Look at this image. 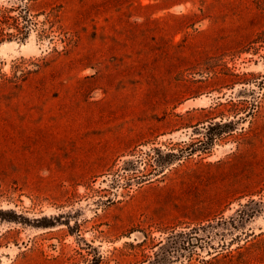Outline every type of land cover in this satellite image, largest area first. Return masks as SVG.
<instances>
[{
	"label": "rangeland",
	"instance_id": "obj_1",
	"mask_svg": "<svg viewBox=\"0 0 264 264\" xmlns=\"http://www.w3.org/2000/svg\"><path fill=\"white\" fill-rule=\"evenodd\" d=\"M0 32V264H264V0H0Z\"/></svg>",
	"mask_w": 264,
	"mask_h": 264
},
{
	"label": "trees",
	"instance_id": "obj_2",
	"mask_svg": "<svg viewBox=\"0 0 264 264\" xmlns=\"http://www.w3.org/2000/svg\"><path fill=\"white\" fill-rule=\"evenodd\" d=\"M4 10H8V11H10V10H12L11 8H9V9H4ZM57 16V15H56ZM28 29V28H27ZM26 34H28L27 32H26ZM6 35H8L9 37H12L13 35L11 34V33H7V34H5V33H3V32H0V38L2 39L3 37H5ZM67 46V45H66Z\"/></svg>",
	"mask_w": 264,
	"mask_h": 264
}]
</instances>
